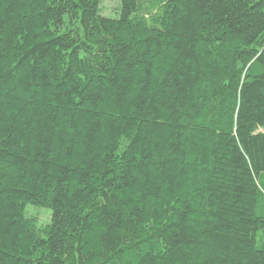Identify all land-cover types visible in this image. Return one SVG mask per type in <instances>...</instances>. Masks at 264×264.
Wrapping results in <instances>:
<instances>
[{"label":"trees","instance_id":"trees-1","mask_svg":"<svg viewBox=\"0 0 264 264\" xmlns=\"http://www.w3.org/2000/svg\"><path fill=\"white\" fill-rule=\"evenodd\" d=\"M118 1L0 0V264H264V0Z\"/></svg>","mask_w":264,"mask_h":264},{"label":"rangeland","instance_id":"rangeland-1","mask_svg":"<svg viewBox=\"0 0 264 264\" xmlns=\"http://www.w3.org/2000/svg\"><path fill=\"white\" fill-rule=\"evenodd\" d=\"M100 14L107 18H117L119 14V1L100 0ZM26 215L33 219L39 228L46 226L51 220V211L44 208L27 206Z\"/></svg>","mask_w":264,"mask_h":264}]
</instances>
